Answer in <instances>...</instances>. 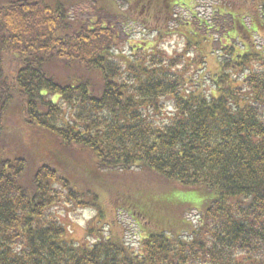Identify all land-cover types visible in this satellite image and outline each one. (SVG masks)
Segmentation results:
<instances>
[{
	"label": "trees",
	"instance_id": "1",
	"mask_svg": "<svg viewBox=\"0 0 264 264\" xmlns=\"http://www.w3.org/2000/svg\"><path fill=\"white\" fill-rule=\"evenodd\" d=\"M85 1L102 10L0 0V264H264V42L254 44L264 0L236 15L217 5L241 46L226 48L207 95L187 90L182 56L159 46L127 56L104 19L70 16ZM143 2L159 39L200 45L171 26L193 1ZM83 172L100 191L75 178ZM108 189L126 196L110 218L129 215L138 240L91 228L69 238L54 206H91L103 220Z\"/></svg>",
	"mask_w": 264,
	"mask_h": 264
},
{
	"label": "rangeland",
	"instance_id": "2",
	"mask_svg": "<svg viewBox=\"0 0 264 264\" xmlns=\"http://www.w3.org/2000/svg\"><path fill=\"white\" fill-rule=\"evenodd\" d=\"M135 1L141 5L144 3V0ZM153 1L156 6L159 0ZM187 1L194 2L193 5L188 6L191 9L186 10L182 5L176 6L174 11H172L175 22L173 25L171 23V26L182 27L184 32H186V29L192 31V33L188 34V38L191 40H196L195 35L203 39L198 47L188 48L184 39L178 35L159 39L156 34L152 33L154 24L158 22V19L156 20L155 18V12L150 13L151 16L148 14L143 15V13L139 14L140 4L134 6L120 0L116 3L113 0H97L99 8L102 10L96 11L94 4L92 5L89 1H85L74 4L69 13L70 16L77 19H88L89 17L92 18V21H96L98 18L104 19V23L111 25L115 33L120 35L122 43L119 45L118 50H124L123 52L127 56L136 54L143 50L142 48L145 46H159V49L163 50L169 57L182 56L178 63L177 71L188 82L187 90L195 92L205 91L206 95L209 92L215 93L214 89H212L214 86L212 81L215 74L218 73V63L223 61L224 58L222 57H224V54L226 55V48H238L241 46L240 37L237 36L239 34L234 29L232 17H229L228 14L216 12V7L219 4L220 6L228 5L230 7L228 10L236 12L233 14L236 15L238 8L246 9L247 5L244 4L243 0H227V2L226 0H184L185 3ZM156 14L160 16L159 13L156 12ZM146 21L150 24L145 23ZM245 22L248 24L249 20L245 19ZM186 23L189 24L186 25ZM263 42L264 31H260L254 39V44L260 48L263 46ZM137 47L141 49L134 52L133 49ZM236 50L240 52L238 49ZM219 56L221 58H218ZM198 57H202L205 63L196 64L194 61L198 60ZM31 135L33 136V132H31ZM88 177L83 172L75 178L77 180H85L89 187L98 190L94 183H88ZM89 178L91 180L94 179V177ZM107 191V193L103 192L101 194V206L105 214L103 220L98 218V211L91 206L78 207L73 204L66 205L62 203H57L54 206V212L69 231L67 234L69 238L77 241L85 240L87 238V229L91 228L92 232L104 231L106 235L109 229H112L113 233L114 231L122 232L124 233L123 238L128 243H135L138 240L135 238L138 236V228L129 215L120 212L115 214L114 212V215L110 218V214L113 212L109 210L113 201L118 198L121 201L126 196H118L112 189ZM107 205L109 206L106 207ZM189 216L193 217V213ZM112 224L118 227L112 226Z\"/></svg>",
	"mask_w": 264,
	"mask_h": 264
}]
</instances>
